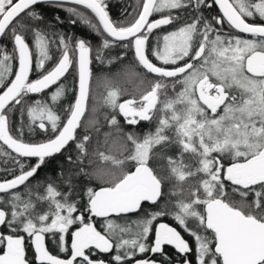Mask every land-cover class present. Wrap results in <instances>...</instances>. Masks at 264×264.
<instances>
[{
    "label": "snow or ice",
    "instance_id": "1",
    "mask_svg": "<svg viewBox=\"0 0 264 264\" xmlns=\"http://www.w3.org/2000/svg\"><path fill=\"white\" fill-rule=\"evenodd\" d=\"M109 7L0 0V264H264V0ZM128 52L132 91L98 77L90 105L93 59ZM57 156L75 170L29 183Z\"/></svg>",
    "mask_w": 264,
    "mask_h": 264
},
{
    "label": "trees",
    "instance_id": "2",
    "mask_svg": "<svg viewBox=\"0 0 264 264\" xmlns=\"http://www.w3.org/2000/svg\"><path fill=\"white\" fill-rule=\"evenodd\" d=\"M138 0H108L109 3V11L110 14L112 16V18L114 20H118V19H122L123 17H121V13L120 11L124 10L125 8H127L128 12H131L132 9L135 7V5L137 4ZM83 11H87V10H83ZM59 14L61 17L64 18V20H69V16L66 12H62L59 11ZM52 15H49V18ZM71 19H76L75 17H71ZM78 22V21H77ZM62 30L68 33L73 34L75 37H80V38H84L88 41L91 42V44L93 45V48L95 49L96 45L98 44L100 37L97 36L95 33L91 32L87 27L79 25V24H75V25H70L67 27H62ZM125 50L122 48H112L110 49L106 55H111V56H116L119 53L124 52ZM95 55V53L93 52V56ZM132 53L128 52V55L126 57H124L123 60H117L116 62L112 63L110 66H105V65H101L99 64L95 59H93V63H92V71H93V80H92V88H91V96H94V93L96 91H98V87L100 86V88L103 86L105 87V83L103 81V79H97L98 77H104V76H108L113 85L114 86H118L120 88H127L129 90V92L132 91L133 87H134V83H129L127 82V77L125 76V71L128 70V68L131 66L132 64ZM137 71H142V69H137ZM104 93L101 94V100H103L104 97ZM125 99L128 98L126 96H123ZM96 101L90 98L89 104H93V103H97L98 106L100 105V99L99 96H96ZM102 104V103H101ZM108 109L101 107L100 108V112H107ZM101 120H102V116H101ZM121 124H123V121H121ZM126 128L130 129L131 126H125ZM103 131H107V127L102 129ZM101 143L99 145H97L95 143L96 137H93V142L90 144L89 146V150L90 152L93 150L94 147H98L99 149L102 148V142H103V136L101 135L99 137ZM106 149L108 150V147L105 146ZM96 159L97 163H99L98 158H93ZM95 165H92V167H94ZM77 178L75 177V180ZM90 185L94 186L98 189V187L100 186V182L96 181V180H92L90 181Z\"/></svg>",
    "mask_w": 264,
    "mask_h": 264
},
{
    "label": "flooded vegetation",
    "instance_id": "3",
    "mask_svg": "<svg viewBox=\"0 0 264 264\" xmlns=\"http://www.w3.org/2000/svg\"><path fill=\"white\" fill-rule=\"evenodd\" d=\"M56 11V9H53L51 8L50 6H47L45 5L44 6V14L47 18H49V15H53ZM218 11V9L216 7H214L212 10H211V13L210 14H214ZM63 12V11H62ZM121 13V17L122 16V13L123 15H127V13L124 12V10L120 11ZM76 24H79L81 25V23L78 21ZM70 25H73L71 23H68L67 20H65V23L61 26V27H67V26H70ZM83 26V25H82ZM68 85H72L73 83V77L72 75H69L65 81ZM104 94H106V91L104 92ZM68 97L69 99H71L72 97V93L69 92L68 93ZM123 99H125L124 97H121V102L123 101ZM120 121H123V118L122 117H119ZM132 127V126H131ZM138 128H145L146 127V123L145 122H141L140 125L137 126ZM36 139H42V136L41 135H37L36 136ZM103 140V139H102ZM100 151H108L105 147V145L103 144L102 142V148L99 149ZM90 151V150H89ZM73 155H75V153H73ZM61 165H63V171H64V174H65V177H67L69 171H74V167L72 165H69L67 164L66 162H64V159H63V156H57V157H54L52 158L51 161H49L48 165L45 166L44 168H42L40 170V172L38 173L37 177H34L32 178L31 181H29V183H32L33 181H35L36 179H44V180H48L49 178H51L52 180H56V181H59V172L61 170ZM3 176V173H0V177ZM73 180L75 181V177H73ZM85 184H90V181H87L85 180L84 181ZM61 188H64L66 186L60 184L59 185ZM21 188H23V186H21ZM161 222H167L170 224V226H174V227H177L178 230L182 231L176 224L174 221H172L170 218H164L162 219ZM182 234H184L182 232ZM186 235V234H185ZM46 246L49 247L50 251L53 253V254H57L58 253V249L56 247H54L50 242H48L46 240ZM31 254V253H30ZM59 255L61 256V258H64L65 254L64 253H59ZM102 256H104L106 259L110 258L111 254H101Z\"/></svg>",
    "mask_w": 264,
    "mask_h": 264
},
{
    "label": "rangeland",
    "instance_id": "4",
    "mask_svg": "<svg viewBox=\"0 0 264 264\" xmlns=\"http://www.w3.org/2000/svg\"><path fill=\"white\" fill-rule=\"evenodd\" d=\"M102 80V79H101ZM106 91V88H104L103 86L100 88V86L98 87V91H96L95 93H94V96L93 97H95V101L97 100L96 99V96L98 97L99 96V99H100V104L102 103V100H101V94H103L104 92Z\"/></svg>",
    "mask_w": 264,
    "mask_h": 264
}]
</instances>
